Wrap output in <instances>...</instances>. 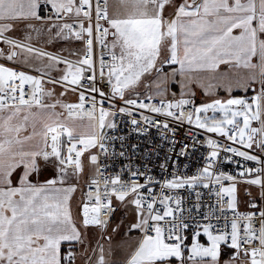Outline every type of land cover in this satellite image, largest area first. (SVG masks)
I'll list each match as a JSON object with an SVG mask.
<instances>
[{"label": "snow or ice", "instance_id": "6c2138e0", "mask_svg": "<svg viewBox=\"0 0 264 264\" xmlns=\"http://www.w3.org/2000/svg\"><path fill=\"white\" fill-rule=\"evenodd\" d=\"M0 264H264V0H0Z\"/></svg>", "mask_w": 264, "mask_h": 264}, {"label": "built area", "instance_id": "2783aa9c", "mask_svg": "<svg viewBox=\"0 0 264 264\" xmlns=\"http://www.w3.org/2000/svg\"><path fill=\"white\" fill-rule=\"evenodd\" d=\"M124 133H127V128L122 126V134H124ZM153 133H154V138H155V130H153ZM178 137L181 138V139L183 138V136H182V130H181V133H178ZM133 142H135V141L133 140ZM197 155H198V154H197ZM185 162H186V161L182 158L181 161H180L181 167H183V164H184ZM194 164H195V161L193 160V165H194ZM119 167H120L119 163H116V168L118 169ZM231 168H232V166H231V165H228V166L225 167L224 170H225V171H229V170H231ZM191 171H195V167H194V166L191 168ZM154 172H155V174H156L157 176L160 175L158 169H154ZM185 195H187V194L185 193ZM243 208H244V205H241V209H242V210H243Z\"/></svg>", "mask_w": 264, "mask_h": 264}, {"label": "rangeland", "instance_id": "374dc122", "mask_svg": "<svg viewBox=\"0 0 264 264\" xmlns=\"http://www.w3.org/2000/svg\"><path fill=\"white\" fill-rule=\"evenodd\" d=\"M197 103H200L201 102V98L200 97H197Z\"/></svg>", "mask_w": 264, "mask_h": 264}]
</instances>
